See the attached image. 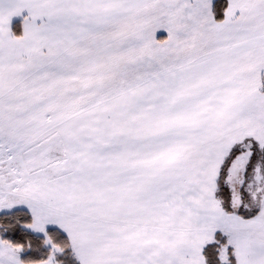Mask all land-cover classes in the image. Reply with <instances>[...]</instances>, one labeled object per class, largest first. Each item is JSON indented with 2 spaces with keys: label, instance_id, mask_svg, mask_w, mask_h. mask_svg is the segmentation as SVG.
I'll return each instance as SVG.
<instances>
[{
  "label": "snow or ice",
  "instance_id": "6c2138e0",
  "mask_svg": "<svg viewBox=\"0 0 264 264\" xmlns=\"http://www.w3.org/2000/svg\"><path fill=\"white\" fill-rule=\"evenodd\" d=\"M0 264H264V0H0Z\"/></svg>",
  "mask_w": 264,
  "mask_h": 264
}]
</instances>
